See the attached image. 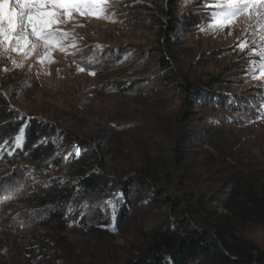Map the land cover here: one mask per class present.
<instances>
[{"label":"rangeland","instance_id":"1","mask_svg":"<svg viewBox=\"0 0 264 264\" xmlns=\"http://www.w3.org/2000/svg\"><path fill=\"white\" fill-rule=\"evenodd\" d=\"M105 15L73 13L59 25L72 33L63 51L42 42L27 56L0 47V94L21 121L51 124L38 143L55 145L34 163L6 155L0 136V264L120 263L168 223L184 230L183 219L193 233L169 198L193 193L225 213L214 198L229 179L264 183L260 17L213 29L200 0H115ZM182 88L212 91L215 99L195 102ZM83 142L93 150L81 149ZM148 163L155 180L128 197L125 183ZM93 169L104 175L102 186L84 195L76 176ZM42 193L61 197L60 224L52 218L57 204L33 201ZM235 233L264 252L262 226L237 225Z\"/></svg>","mask_w":264,"mask_h":264},{"label":"trees","instance_id":"2","mask_svg":"<svg viewBox=\"0 0 264 264\" xmlns=\"http://www.w3.org/2000/svg\"><path fill=\"white\" fill-rule=\"evenodd\" d=\"M163 12H166L165 7ZM162 56V67L171 70L170 61L163 52ZM115 84L117 88L125 91L123 83ZM182 91L195 102H198L200 97L215 99L212 91L190 88H182ZM52 131L51 124L37 119L21 121L10 108L4 95L0 94V136L7 144L6 155L27 157L31 162L41 163L51 156L55 145L51 141L38 142L42 136ZM21 133L22 139L17 145L15 138ZM85 146H88L87 151L93 150L92 144L80 143L81 149ZM53 163L56 164L57 160L54 159ZM136 173V182L125 183L128 197H134L141 190H145L149 182L155 180L156 171L150 163L137 169ZM76 178L77 188L82 190L84 195H94L102 186L104 175L100 170L93 169L78 173ZM224 188L226 191L221 192L222 196H216L214 199L222 202L225 213L207 209L193 193H186L184 199L169 198L173 209H181L193 223V233L185 227L189 225L188 221H177L184 230L175 229L173 223H168L145 240L143 246L136 250L138 255L116 264H198L199 260H205L208 264H264V252L256 244L239 238L235 233L237 225L256 224L264 229V183L254 184L234 176ZM36 196L33 201L39 204L58 205L52 218L53 222L60 224L64 214L61 197L43 193ZM191 205L199 208L195 210L190 208Z\"/></svg>","mask_w":264,"mask_h":264},{"label":"snow or ice","instance_id":"3","mask_svg":"<svg viewBox=\"0 0 264 264\" xmlns=\"http://www.w3.org/2000/svg\"><path fill=\"white\" fill-rule=\"evenodd\" d=\"M110 2L115 0H0V47L5 53L23 52L27 56L26 50L34 51L42 42L46 49L59 47L63 51V42L72 33L59 25L72 20L73 13L109 19L105 12ZM189 2L183 0L185 5ZM200 4L208 11L209 27L213 29L230 27L240 16H258L260 24L264 25V0H200ZM238 47L243 51L247 45L241 43ZM258 55L261 57L260 76H264V52ZM13 63L15 65V61ZM90 74L95 75V72ZM15 139L19 145L22 133ZM112 230L116 231L114 227Z\"/></svg>","mask_w":264,"mask_h":264}]
</instances>
